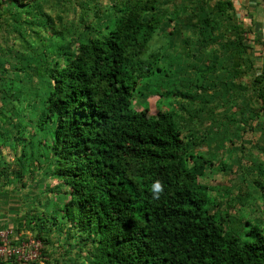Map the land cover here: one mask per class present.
<instances>
[{"label": "trees", "instance_id": "16d2710c", "mask_svg": "<svg viewBox=\"0 0 264 264\" xmlns=\"http://www.w3.org/2000/svg\"><path fill=\"white\" fill-rule=\"evenodd\" d=\"M25 1L0 0V26L12 16L11 8L20 11L26 7L31 20L45 16L36 11L38 0ZM70 1L60 0L56 6L65 12ZM79 2L76 20L65 22L58 14L51 21L35 19L39 20L36 27L53 42L45 43L41 33L35 43L21 36L19 51L24 53L19 64L14 63L9 73L0 66V122L7 121L14 130L3 133L0 127V150L7 147L14 152L29 144L27 127L34 133L46 130L48 140L40 142L50 148V164L38 157L32 164V158L22 153L9 156L18 168L17 182L47 166L52 167L49 174L57 184L45 212L26 218L25 225L35 232L31 237L40 243L37 258L21 263L0 259V264H49L44 258L48 239L43 235L48 227L55 232L67 228L70 239H84L78 246L72 242L66 246L65 254L74 252L79 263L80 251L85 250L90 264H264V226L245 218L244 240L223 231L226 214L209 209V189L198 182L227 150L219 129L202 136L190 132L182 141L167 107H157L153 117L145 108L132 110L137 87L161 75L154 92L159 100L177 98L207 107L221 95L230 97L236 88L234 92L244 102L240 107L242 128L237 131L258 119L264 123V60L253 66L257 60L249 54L245 60L241 58L248 46L242 44L244 28L237 24L232 27L233 40L213 37L218 29L212 26L215 13L220 16L228 10L231 17H237L232 0L217 1L211 7L213 15L208 12L186 23L180 15L195 5L188 4L189 0H181L165 19L157 0H111L102 10V2H95L92 20L87 18L85 0ZM172 21L165 34L168 42L182 36L184 28L187 32L181 43L188 45V34L194 37L208 28V41L218 43L225 52L212 64L190 62L194 78L184 91L175 86L174 79L164 85L169 78L168 66L159 62L163 55L160 50L149 52L154 35ZM251 34V42L264 49L259 31L255 35L251 30ZM6 42L7 38L0 37V56L6 51ZM229 50L232 52L226 54ZM213 52H218L216 46L206 56ZM216 71L224 74L222 80L216 78ZM242 76L249 78L248 84H235ZM23 80L28 85L20 89ZM225 117L218 128H226L234 120ZM210 139L216 142L215 149L206 147ZM157 182L161 190L155 188ZM251 183L257 190L254 198L264 199V179ZM59 186L66 191L60 193ZM260 211L264 218V207Z\"/></svg>", "mask_w": 264, "mask_h": 264}, {"label": "rangeland", "instance_id": "374dc122", "mask_svg": "<svg viewBox=\"0 0 264 264\" xmlns=\"http://www.w3.org/2000/svg\"><path fill=\"white\" fill-rule=\"evenodd\" d=\"M58 1L60 0H38L39 6L36 11L41 12V14L45 16L35 17V19H42L45 17L46 20L51 21L55 20L53 17L58 14L65 22L76 20L80 14L79 9L76 7L81 5L79 2L80 0H71L69 2L71 5L65 6V12L61 11L62 7L59 6V8H57L56 4H58ZM157 1L159 3L161 2L160 6L165 10L163 16V19H165L171 16L172 9L179 6L181 0ZM217 1L224 0H189L188 4L194 2L193 4L195 5H193V8L187 9V14L180 16L186 23L187 21H193L197 18L200 19L209 15L208 12L213 15L214 12H211V7L212 4ZM25 2H29V0ZM95 2H102V8L100 7L102 10L105 4H108L111 0H85V3L88 5L87 8L89 9L87 12L88 20L93 19L91 7ZM232 2L237 10V17H231L230 11L228 10H225V13L223 12L220 16L215 13L214 17H212V21H214L212 26H218V29L213 32V37L217 38V35H219L221 38L226 37L233 40V25L237 24L241 26L244 28V33L241 34L243 39L242 44L248 46V49L245 51L246 53H242L241 58L245 60L246 55L249 54V57L257 60V63L255 61L256 64H253V66H259V63L264 60V49L258 43L254 44L251 42V30L255 35H257L256 31H259V40L263 39L264 41V0H258L255 5L250 4L246 0L242 3L239 0H232ZM3 8L7 7L3 6ZM25 8L24 6L20 7V11L11 8L12 16H8L4 25L0 26V37L7 38L6 51H4V55L2 54L0 56V63L2 64L0 66L5 68L8 73L11 72L9 70H11L14 63L19 64V56L24 53L23 51H19L21 49L19 46L21 36L35 43L39 40L37 33H41L45 43L49 44L50 41L53 42L48 35L44 34V32H41L40 29L36 27L39 20H31V18L27 16ZM58 9L59 12H57ZM226 14H228L231 19H229ZM173 24L172 21L169 23V26H163L158 33L154 35L149 44V52L160 50L163 59L159 62L163 66H168L167 77L169 79L168 81L165 79L164 85L175 82V86H177L180 91H184L185 88H189V82L194 78L192 63L198 66L205 63L207 60L209 62L208 64H212L213 60L215 62L217 61V57L222 59L225 52L220 50L218 43H214V45L211 44V40L208 41V35L210 33L208 28L199 31L198 35L194 37L188 34L186 37V39L189 38L186 41L188 45H183V43H181L182 38H185L187 32L184 28L182 29V36L175 37L173 41L168 42V38L165 34L170 30ZM215 46L218 52H213V55L206 56L208 53L212 52V50H215ZM199 52H202L203 55L200 56ZM230 52L232 51L229 50L226 54ZM226 57L228 58V56ZM245 64L248 63L245 62ZM216 75V78L220 80L224 77V74L218 71H216ZM157 79H159V82ZM173 79L174 82H171ZM148 82L147 85L143 83L142 86L137 87V94H135L132 104V110L134 112H139L145 108L147 114L153 117L157 107H167L173 114V124L176 130L179 131V137L182 141H185L184 137L188 136L190 132H195L202 136L204 133L214 131L215 129H219L220 137L226 141L225 146H227V150L226 152H221V159L214 160L210 169L205 171V176L198 178V182L209 189L208 193L211 198L209 209L217 210V212L221 214H226L224 217L225 220L221 223L223 231H230L244 240L246 238L244 234L245 227L243 226L245 218H250L253 223L264 226V218L260 211V209L264 207V199H260V196L259 199L258 197L254 198L257 196L255 193L257 190L255 187L251 186L252 180L262 181V179H264V123H262L261 119L256 120L254 123L251 122L249 126H244L242 131H237V127H240L239 129L242 128V123L240 122L242 113L240 107L243 106L244 102L241 95L234 92L236 88H234L230 97L227 96L226 98L224 95L223 98L221 95V99H215L213 102H210L207 107H199L198 104L197 107L195 103L191 104L189 101H183L177 98H168L167 101L159 100V96L154 92L156 84H161V75L158 77L155 75L154 77H150ZM239 82L248 84L249 78L242 76L239 80L234 81L235 84ZM27 85L28 83L23 80L18 85V88L21 89ZM34 91L33 89L29 90V92ZM220 91L221 90L218 92L219 94L221 93ZM29 94L26 95V99ZM222 98L224 104L221 103ZM198 108L202 109L198 110ZM192 114L197 115L191 118L190 116ZM180 117L181 119H179ZM224 117L233 118L234 120L231 124H226V128H218L219 122L223 120ZM184 119H187V122L183 121ZM12 123L17 125L15 120ZM0 127L3 133L10 129L7 121H1ZM47 128L50 127L47 126ZM10 130L13 131L11 133H14V130ZM25 132H28L27 136H29V140L31 141L29 144L22 146V148L14 152H10L7 147L0 150V168H2L0 171L2 175V177H0V235L2 236H34L35 232L25 225L26 218L28 216L36 217L38 214H43L47 202L51 201L49 197L55 194L53 190L57 189V187H55L57 184L53 179L54 177L52 174H49L52 172V167L47 168L46 166L45 169L33 173L32 176L29 174L23 176L19 182L15 180L14 175L17 173L18 168L11 159L12 155L19 156L22 153L31 157L32 164H34L37 157L40 162L43 161L49 164L52 162V156L49 155L50 148L43 146L40 142L43 139L48 140L49 135L47 131L42 130L38 133H34L33 128L27 127ZM24 136L25 135H23V138ZM230 139L233 140L232 144L228 143ZM207 142L208 144L206 147L211 150L216 148V142H214V140L210 139L207 140ZM200 150L204 151L205 147L202 146ZM61 190L66 191V189L59 186L58 191ZM50 228L51 227H48L43 234L45 235L46 233L45 236L48 239L47 244H44V258L48 259L49 264H90L91 257L85 254V250L80 251L79 259L82 260L81 263H79V260H76L78 257H74L73 251V253L69 255L65 254L68 243L72 242L78 246L84 239L78 241H76V239H70L67 234V228H63L62 231L56 232ZM86 248L90 249V245ZM84 256L89 258L85 259Z\"/></svg>", "mask_w": 264, "mask_h": 264}, {"label": "built area", "instance_id": "2783aa9c", "mask_svg": "<svg viewBox=\"0 0 264 264\" xmlns=\"http://www.w3.org/2000/svg\"><path fill=\"white\" fill-rule=\"evenodd\" d=\"M13 239V240H12ZM40 243L32 237L0 235V259L13 258L16 262L34 261L39 253Z\"/></svg>", "mask_w": 264, "mask_h": 264}, {"label": "crops", "instance_id": "0c3cea01", "mask_svg": "<svg viewBox=\"0 0 264 264\" xmlns=\"http://www.w3.org/2000/svg\"><path fill=\"white\" fill-rule=\"evenodd\" d=\"M237 1V0H236ZM241 3L244 1V0H239ZM248 1L250 4H253L255 5V3H257L258 0H246ZM238 3V2H237ZM261 3V2H260Z\"/></svg>", "mask_w": 264, "mask_h": 264}, {"label": "clouds", "instance_id": "9594fccd", "mask_svg": "<svg viewBox=\"0 0 264 264\" xmlns=\"http://www.w3.org/2000/svg\"><path fill=\"white\" fill-rule=\"evenodd\" d=\"M155 188H156L157 190H161V185L159 184V182H157V184L155 185Z\"/></svg>", "mask_w": 264, "mask_h": 264}]
</instances>
